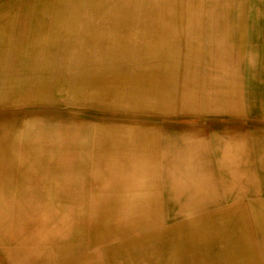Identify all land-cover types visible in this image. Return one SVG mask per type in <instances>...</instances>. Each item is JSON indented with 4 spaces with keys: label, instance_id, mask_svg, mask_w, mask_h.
I'll return each instance as SVG.
<instances>
[{
    "label": "rangeland",
    "instance_id": "374dc122",
    "mask_svg": "<svg viewBox=\"0 0 264 264\" xmlns=\"http://www.w3.org/2000/svg\"><path fill=\"white\" fill-rule=\"evenodd\" d=\"M181 5L184 9L180 8ZM47 6L45 12L44 9H35L26 14L22 9H12L13 14L1 22L6 30H15L16 34L9 40L12 43L23 41L31 45L39 40L41 47L32 60L29 54L21 59L12 55L7 57L6 65L3 63L2 79H5V73L13 78H22L25 74L32 81L27 99L18 104L0 102V110L7 112L20 107L19 111L24 110L22 113L40 110L56 112L58 134H53L54 138L41 137L39 132L33 131L35 128H31L32 121L22 127L28 138L26 145L31 146L28 157H32V165L28 171L42 169L46 173L42 182L31 178L29 186L24 187L18 164H13L11 168L6 162L9 165L1 167L10 176L12 171L14 175L11 176L13 182L8 185L3 183L0 187V256L3 246H52L50 255L54 262L84 260L83 264H95L88 262L90 258L103 255L104 260L115 259L118 263L143 264L140 256H144L147 264H169L170 254L179 249L175 245L181 234L179 229L183 226L188 228L186 224L190 219L197 220L199 225L203 221L197 226L201 233L203 225L210 227L209 231L215 227L216 230L208 235L219 241H224V237L217 228L225 224L233 225L234 243L242 245L240 255L244 256L245 238L253 243L259 241V234L250 228V222L257 221L254 216L245 218V213L224 216L218 213L219 208L212 205L187 215L184 214V206H198L200 203V199L193 195L192 178L195 174L207 172V165L209 168L213 166L211 176L222 184L225 170L218 164L221 152L218 153L215 148L219 141L210 133V128L220 122L218 118L222 113L224 118L229 111L227 102L230 96L227 93L245 91L246 84L264 86V9H261L264 0H50ZM39 32H43L41 39ZM253 43L256 48L254 56H251L248 50ZM252 59L261 60V70L249 71L255 64ZM32 63L36 69L28 73L25 65ZM106 74H112L114 81L106 83L103 79ZM210 90L219 93L221 105L216 109L209 107ZM237 99L233 97L232 100L235 102ZM212 113L218 116L212 117ZM126 120L133 125H141L139 127L147 133L149 129L145 128V124L149 121L159 124L164 133L163 130L177 126L183 130L203 124L208 132L209 153L200 155L197 150L185 154L188 145L177 137L179 142L168 139H172L175 146L184 145L183 148L179 152L163 154L161 146L167 144L168 139L161 141L143 137L135 146L148 147L151 153L148 158L153 157V165H143L146 158L140 154L134 159H126L127 156L122 154L116 169L134 173L131 178L126 177L128 181L123 184L121 177H108L102 158L106 157L105 161H109L107 153L112 146H126L128 143L119 139L120 142L115 141L114 144L101 130L105 126L102 121L117 127ZM42 138L50 145H56L55 151L51 150L53 153L36 151ZM22 145L26 146L25 141ZM33 148L36 150L32 151ZM52 156L53 159L49 158ZM124 159L126 171L119 165ZM37 162L41 165H36ZM205 164L207 170L202 166ZM94 166L101 169L98 178L93 177ZM181 181L187 185L177 187ZM222 186L220 194L228 196L226 199L222 195V209L245 201H234L230 197L232 191H225ZM176 189L178 192L174 191ZM26 191L28 194H25ZM118 196L125 197L119 199ZM122 201L133 205L132 212L135 214L122 216V211L116 210ZM246 203L251 205L249 201ZM155 206L158 207L157 213L154 212ZM45 210H48L49 216L43 215ZM91 210L98 213V223L97 214ZM143 214L146 217L150 215L152 219L143 221ZM26 216L31 218L27 224L29 236H25L24 232ZM53 218L56 225L49 223ZM120 219L124 221L120 222ZM245 225L249 230L246 236ZM139 243L149 245L148 255L137 253L134 246Z\"/></svg>",
    "mask_w": 264,
    "mask_h": 264
},
{
    "label": "bare ground",
    "instance_id": "6f19581e",
    "mask_svg": "<svg viewBox=\"0 0 264 264\" xmlns=\"http://www.w3.org/2000/svg\"><path fill=\"white\" fill-rule=\"evenodd\" d=\"M109 3H111V2H109ZM49 4H50V0H0V40H2V42H0V54H2V56H0V102L1 103L5 104L6 102H10L13 104V102H14V103L18 104L23 99H27V94L31 91V85L30 84H31L32 80H29L28 75L24 74V76L22 78H19V77L13 78V77H8L5 73V79H2V77L4 76V74L2 72L4 69L3 63H5V65H6L7 59H8L7 57H11L12 55H15L17 57V59H21L22 57H25L27 54H29L31 56V60H32V59L36 58L35 54L38 53V51L41 47L39 40L37 41V43H33L31 45H30V43L27 44V42H23V41L12 43L9 40L12 39L11 37L16 34L15 30L14 29L12 31L6 30V28L3 27L4 25L1 24V22H3L11 14H13V12H11L12 9H16V10L22 9L23 14H26L29 11L33 12L35 9H44L43 11L45 12V8H47L48 7L47 5H49ZM130 4H131V2H130ZM109 5H111V4H109ZM83 8L85 9V7H83ZM180 8H183L182 5L180 6ZM261 9H264V7ZM135 11H136V9H135ZM168 11H169V9H168ZM110 13H112V12H110ZM114 13H116V12L114 11ZM28 15H30V14H27L26 16H28ZM106 17H107V14H106ZM149 17H151V16H149ZM26 19H25V21H26ZM146 22L148 23V21H146ZM165 22L167 23V20ZM136 25H137V23L135 24V26ZM150 27L151 26H149V28ZM192 28L193 27H191V29ZM145 31H147V30L145 29ZM169 32H171V31H169ZM39 36L41 39L43 36V32H39ZM148 38H146V39H148ZM252 41L254 42V40H252ZM100 44H101V42H100ZM102 45H103V43H102ZM169 48H170V46H169ZM255 48H256V44L255 43L251 44V46L248 50V55L254 56L253 53H255ZM109 50L111 51L110 48H109ZM109 50H107V51H109ZM105 54H108V53H105ZM262 56L264 57V52L262 53ZM109 58H110V56H109ZM164 58H165V56H164ZM154 59H155V57H154ZM145 60H147V59H145ZM190 60H191V58H190ZM256 61H254L255 64L249 69V71L262 69V65H260L261 60H259L257 62ZM165 64H166V62H165ZM192 65L193 64H191V66ZM18 67H19V65H18ZM25 67L28 68V73H31L36 69V67H34L33 63L31 65H28V66L25 65ZM187 68H189V67H187ZM103 70H105V69L103 68ZM124 70H125V68H124ZM142 72H143V70H142ZM174 73H176V72H174ZM106 75L107 76L103 77L104 81H107L106 83H110V82L114 81V77L112 76V74L111 75L106 74ZM144 75H145V72H144ZM49 77H50V74H49ZM97 77H99V76H97ZM200 79H201V76H200ZM191 83H194V82H191ZM168 84H169V82H168ZM176 86H177V84H176ZM109 88H111V87L109 86ZM206 88H208V87L206 86ZM139 89H141V88H139ZM210 92H211V90H210ZM102 93L104 94V91ZM213 93H214V91L211 92V94H210L211 95L210 101H209L210 109H212V108L216 109V108H218L219 104L221 105L219 93H217V92L214 94ZM227 94L230 96V99L227 102L229 104V106H228L229 111L227 113H225L224 118H222L223 117V113H222L221 116L218 118V119H220L219 120L220 122H217L216 126H212L210 128V133L213 134L214 137H217L218 141H219L218 144L216 142L215 148H216V151L218 153L221 152V157L218 160V164L222 167V169L225 170V171H223V173L225 172L224 176L221 179L222 184L221 183L219 184L218 182H216L215 179L211 176V171H212L211 167H213L211 165V163H210V165H211L210 168H209V165H207L208 166L207 172L204 171L202 173L197 174V176L194 173L195 176L192 178V180H193L192 186H194V188H193L194 194L193 195L196 197V199H198V198L200 199V203H199L200 205L197 204L198 206H194V205L184 206V214L187 213V215H192L197 210H200L202 208L204 209V208L210 207L212 205L215 208H219L220 210L218 213L221 215H224V216L227 215V216L233 217L237 214H243V213H245V218L247 216H250L251 218H252V216H254V218L257 219V221L256 222L251 221L250 222V228H251V230H255V232H257L259 234V241L253 243L249 240L247 241L245 238V254H244V256H241L240 254L242 253L243 248H242V245L237 246V245H239V243H236V244L234 243L233 235L235 232V228L233 227V225L225 224V225H222V227L217 228V230L219 232H221L223 234V237H224V241H219L217 239L209 238V235H208V233H213L216 230L215 227H212L211 231H209L210 227L203 225V229L201 230L202 231V233H201L199 231V228H197V226L199 227L203 223V221L202 222L200 221L201 223L199 225V222H196L197 220L192 221V219H190V221L186 224V226H189L188 228H185L183 226L181 229H179L181 234H180V236H178L179 240H177L175 242L176 247L178 246L179 249L175 254H170V257L168 259L169 264H264V86L263 85L251 86L249 84H246L245 91H240V92L237 91L235 94H230V93H227ZM108 95H110V94H108ZM145 96H147V95H145ZM194 96L196 97V95H194ZM233 97L238 98V99L234 102L232 100ZM203 100H205V99H203ZM56 101H58V100H56ZM159 101H161V100H159ZM73 102H71V103H73ZM104 102H107V101H104ZM109 102H111V101H109ZM161 102H163V101H161ZM178 102H180V100ZM190 102L192 104H194L193 100L192 101L190 100ZM84 103H87V102H84ZM139 104H137V105H139ZM159 104H163V103H159ZM120 106H122V105H120ZM131 106H129V107H131ZM50 107H52V106H50ZM141 107H145V106H141ZM152 107H156V106H152ZM152 107H150V108H152ZM19 110H20V107H15L14 109L12 108L11 111L7 110V112H5V111L2 112V110H0V187L2 186L3 183L8 185V183L13 182V178L11 179V176L13 177L14 172L12 171L11 176H10V174L7 173L4 168L1 169V167H3V166L6 167L9 165V164L7 165L6 162L10 163L11 168H12L13 164H16V165L18 164V166L21 168L20 169V176L23 179L21 184L24 187L29 186V182H28L29 179L35 178L36 180L42 182L43 178L46 175V173H44L42 171V169H40V168L28 171V167L30 166V164L32 165V163H31L32 157H28V155H30L28 153V151L31 150V146L26 145L28 138L26 137L25 131L22 128L24 126V123H29L30 121H32L31 122L32 124L30 125L31 128H35V130H33V131L39 132V134H41V137L44 136L47 138H54L53 134H58V132H57L58 115L56 112L46 113V112H43L42 110H40V111H36V112H28L27 111L25 113H22L24 110L23 111H19ZM157 110H159V109H157ZM198 113H199V111H198ZM140 114H141V112H140ZM209 116H210V114H209ZM211 116L217 117L218 115L216 113H212ZM228 119L229 120L231 119V121H228ZM245 120H250L251 122L249 124L245 125ZM102 123L105 124V126L101 130V133L104 135H107L109 138H111L113 143L115 141L120 142V140H125L123 142L128 143V144H126V146H121V145L114 143L115 145L112 146L108 150V153H107V156L109 157V161H105L106 157L102 158L103 169H106L108 171V177L109 178L113 177V179L121 177V183H123V184L126 183L128 181V178H131V176H133L134 173L133 174L128 173L129 171L123 173V172H119L118 169H116L117 163H118L119 158L121 157L122 154L124 157L127 156L126 159L127 158L132 159L136 155L140 154V155L144 156V158H146L145 161L142 163L143 165H145V166H148V165L152 166L153 165V157L148 158L151 155L150 151L148 150V147H146V146L136 147L135 146L138 141L143 139V137H147L148 139L150 137L151 138H158L159 140L161 139V141L167 140L168 138L177 139V137H181V139L184 141L185 145H188V148H187L188 151H186L185 154H189L191 151L195 152L198 150V152L201 153L200 155H203V154H206L209 150V143H207V141H206V140H208L207 139L208 138V132H207V128L203 124H197V125H194V126H191L188 128L186 127L183 130L177 126V127L172 128V129H169V130H163V131H165V133H164V132H162V128H160L159 124L157 125V124L151 123L149 121L148 123L146 122V124H145V128L149 129V133H147L146 131H144L143 128L139 127L141 125H137V124L133 125L132 123L128 122L127 120L124 122V124H120L117 127L109 126L105 121H102ZM138 123H140V122H138ZM35 124L38 125V127ZM97 125H98V123H97ZM61 126H59V127H61ZM66 126H68V128H69V125H66ZM37 128H38V130H37ZM75 131H76V129L74 128L73 132H75ZM174 132H176V134L172 135ZM171 140L168 139L169 142L167 144H163L161 146L163 154H168V152L171 153L173 151L179 152L183 148L184 145L175 146L174 145L175 143L172 142ZM24 141H25L26 146L22 145V143ZM176 141H178V139ZM181 144H182V142H181ZM55 148H56L55 144L50 145L49 143L46 142V140H44L42 138V142H41L38 150H36V148H33L32 151L36 150L37 152L38 151L39 152H46V153L49 152V154H51V153H53L51 150L55 151ZM190 148H191V150H189ZM45 150H49V151H45ZM190 156H192V154H190ZM49 158L53 159L54 156L49 157ZM141 160L143 161V159H141ZM125 161L126 160L124 159L122 162H120L121 164H119V165H121V167H124V171H126L125 170V168H126ZM131 162H132V160H131ZM36 165H41V162H37ZM190 165H191V163H190ZM135 166L138 167V165H135ZM202 166L204 167V169L207 168V167H205L206 164L202 165ZM118 167H120V166H118ZM194 169H192V172ZM198 169H199V167H198ZM168 170H170V169H168ZM92 171H93V177L98 178L100 176L101 169L99 170V166H97V167L94 166ZM4 173L6 174V177H5ZM102 176H103V173H102ZM151 176H152V174H151ZM126 177H128V178H126ZM66 178H67V176H66ZM179 178H180V176H179ZM67 179H69V178H67ZM170 180L173 181L172 179H170ZM119 182H120V180H119ZM129 182H131V181H129ZM121 183H119V184H121ZM115 185H116V183H115ZM177 185H178L177 187H179V186H182V185L184 186L187 184H185L183 181H181V184L178 182ZM221 186L223 187V189L225 191H232L231 196L230 195L229 196L232 197L234 201L236 199H238V200L239 199H245V201H240L237 206H226L227 208L224 207L222 209L221 207L224 206L225 195L222 194V195H224V197H223L220 194ZM91 188H92V185H91ZM24 191H25V189L22 191V193H24ZM174 191L178 192L177 189ZM25 194H28V192L26 191ZM134 196H135V193H134ZM177 196H178V194H177ZM189 196H190V194H189ZM123 197H125V196H118L117 198L121 199ZM247 197H254L255 198L254 203L252 202L251 205L247 204L246 203V202H248L246 200ZM158 198H159V196H158ZM225 198L228 199V196H226ZM137 199H139V198H137ZM107 200H108V197H107ZM193 201L195 202V200H193ZM107 202H109V201H107ZM182 202H184V201H182ZM100 203L102 204V202H100ZM44 206H46V205H44ZM132 206L129 203L122 201L120 206L116 210H119V212L122 211V216L130 217L131 215L135 214V212H132V209H133ZM138 206L136 207L137 209H138ZM178 206H179V204H178ZM91 207L93 208V206H91ZM45 211H46V213H43V215L49 216L48 210H45ZM157 211H158V207L155 206L154 212L157 213ZM92 213L97 214L96 221L98 223L100 221V218L98 217V213L96 211L95 212L92 211ZM129 214H131V215H129ZM190 218H192V217H190ZM141 219L143 221L145 219L150 220V219H152V217H150V215L148 217H146V215L143 214ZM29 220H31V218L26 216L25 222H24L25 223V230H24L25 236H29L28 235L29 231H28V226H27ZM127 220H129V219H127ZM121 221H124V220L120 219V222ZM31 222H33V221H31ZM89 222H91V221H89ZM49 223H52V224L55 223L54 218H53V220L50 219ZM55 225H56V223H55ZM98 226H100V225H98ZM248 231L249 230H248L247 226L245 225V236L248 233ZM42 234L44 235V233H42ZM38 238H39V235H38ZM24 247H26V248H21V247L13 248V247H9V246H3L1 248L2 254L0 256V264H83L86 262L84 260H80L79 262H72V263L64 262V261L54 262V261H52V256L50 255L52 246L51 247L24 246ZM134 247H135V250L137 251V253L139 252L143 255H148L149 245H147L146 243L144 245H141L139 243V245H135ZM214 254L216 255L215 257L213 256ZM140 258L143 259V264H147V262H145V260H144V256H142V257L140 256ZM88 262L89 263H95V264H130L129 262H124V263L119 262L118 263V261H116L115 259H112L110 261H106V260H104L103 255L102 256L97 255V256L91 257Z\"/></svg>",
    "mask_w": 264,
    "mask_h": 264
},
{
    "label": "crops",
    "instance_id": "0c3cea01",
    "mask_svg": "<svg viewBox=\"0 0 264 264\" xmlns=\"http://www.w3.org/2000/svg\"><path fill=\"white\" fill-rule=\"evenodd\" d=\"M251 121L250 120H245V125L249 124ZM254 197H247L246 200L249 201L250 203H254Z\"/></svg>",
    "mask_w": 264,
    "mask_h": 264
}]
</instances>
